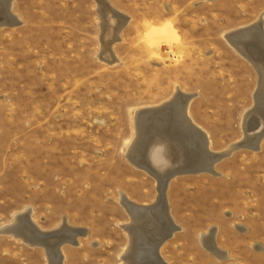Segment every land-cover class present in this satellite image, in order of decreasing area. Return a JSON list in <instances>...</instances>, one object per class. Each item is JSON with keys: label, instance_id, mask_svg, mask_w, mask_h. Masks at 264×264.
Segmentation results:
<instances>
[{"label": "rangeland", "instance_id": "rangeland-1", "mask_svg": "<svg viewBox=\"0 0 264 264\" xmlns=\"http://www.w3.org/2000/svg\"><path fill=\"white\" fill-rule=\"evenodd\" d=\"M107 1L128 18L112 47L118 63L100 57L97 0H13L21 23L0 27V225L31 207L42 230L64 219L87 229L62 246L63 264H118L130 220L121 192L139 204L158 196L156 179L126 157L137 110L194 94L188 113L221 152L244 137L259 84L225 35L264 19V0ZM260 149L223 158L219 176L171 180L182 229L160 249L167 262L264 264V138ZM217 225L226 261L201 241ZM42 248L0 235V264H50Z\"/></svg>", "mask_w": 264, "mask_h": 264}, {"label": "bare ground", "instance_id": "bare-ground-1", "mask_svg": "<svg viewBox=\"0 0 264 264\" xmlns=\"http://www.w3.org/2000/svg\"><path fill=\"white\" fill-rule=\"evenodd\" d=\"M97 2L103 20V35L108 36V43L103 44L100 57L110 63H118L120 60L112 47L128 18L113 9L107 0ZM12 3L13 0H0V27L21 23L11 11ZM263 23L261 16L255 23L225 35L228 42L252 63L259 75L258 88L254 93L255 105L245 114L244 137L240 141L224 151H213L209 134L188 113L189 104L195 95L183 94V91H178L181 89H177L174 97L159 107L136 111L137 135L129 145L126 157L156 179L158 196L151 204H139L121 192L120 202L130 220L121 225L127 231L129 240L118 264H170L163 258L160 249L182 229L169 212L167 191L171 180L176 176L196 173L219 176L221 172L215 166L223 158L242 148L260 149L264 138ZM31 214L30 208L16 214L12 222L0 225V235L12 236L33 247H43L50 264H63L65 257L62 246H78L81 236L88 235L87 229L73 227L66 219L58 228L42 230L31 219ZM216 233L217 228L213 227L201 234L202 244L216 257L227 260V254L215 246Z\"/></svg>", "mask_w": 264, "mask_h": 264}, {"label": "crops", "instance_id": "crops-1", "mask_svg": "<svg viewBox=\"0 0 264 264\" xmlns=\"http://www.w3.org/2000/svg\"><path fill=\"white\" fill-rule=\"evenodd\" d=\"M261 150V149H260ZM30 209H31V211H32V208L31 207H29ZM24 210V209H23ZM22 210V211H23ZM22 211H20V212H22ZM20 212H18V213H20ZM17 214V213H16ZM230 215H231V213H230ZM31 217H32V214H31ZM231 217V216H230ZM33 221H34V219H33V217L31 218ZM12 222V221H11ZM35 222V221H34ZM35 224H37L36 222H35ZM38 225V224H37ZM39 226V225H38ZM235 227H237L239 230H241V231H246V226L245 225H239V224H237V226L236 225H234ZM40 227V226H39ZM214 227H216L218 230H217V233H216V235H214V240H215V244L218 246V248H220L224 253H226L227 254V256H228V260L230 259V255H229V253H228V250H226V249H223V248H221L219 245H218V243H217V234H218V232H219V226L217 225V226H214ZM41 228V227H40ZM245 233V232H244ZM3 235H5V234H3ZM8 236V235H7ZM12 237V236H11ZM256 245H255V247H256V249H262V245H260L259 243H255ZM41 248V247H40ZM43 249V248H42ZM44 250V249H43ZM44 252H45V250H44ZM62 253H63V255H64V257L66 258V255H65V253L63 252V250H62ZM45 255H46V253H45ZM65 260V259H64ZM222 261H226V260H223V259H221ZM233 264H236V263H233Z\"/></svg>", "mask_w": 264, "mask_h": 264}, {"label": "water", "instance_id": "water-1", "mask_svg": "<svg viewBox=\"0 0 264 264\" xmlns=\"http://www.w3.org/2000/svg\"><path fill=\"white\" fill-rule=\"evenodd\" d=\"M9 24H7V26H8ZM196 172V171H195ZM178 173H183V172H178ZM186 173H188V172H186Z\"/></svg>", "mask_w": 264, "mask_h": 264}]
</instances>
